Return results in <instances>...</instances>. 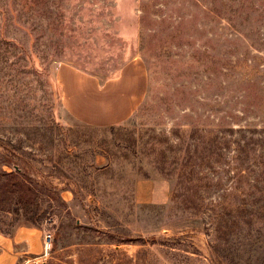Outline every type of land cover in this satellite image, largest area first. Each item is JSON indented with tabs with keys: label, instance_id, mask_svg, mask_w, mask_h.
Returning a JSON list of instances; mask_svg holds the SVG:
<instances>
[{
	"label": "rangeland",
	"instance_id": "1",
	"mask_svg": "<svg viewBox=\"0 0 264 264\" xmlns=\"http://www.w3.org/2000/svg\"><path fill=\"white\" fill-rule=\"evenodd\" d=\"M59 65L124 116L71 113ZM261 127L264 0H0V233L45 264H264Z\"/></svg>",
	"mask_w": 264,
	"mask_h": 264
},
{
	"label": "crops",
	"instance_id": "2",
	"mask_svg": "<svg viewBox=\"0 0 264 264\" xmlns=\"http://www.w3.org/2000/svg\"><path fill=\"white\" fill-rule=\"evenodd\" d=\"M57 77L63 86L65 107L79 118L97 123L118 121L124 116L114 106L110 109L102 104L98 80L68 65H59ZM105 87V86H104ZM89 92L93 97L86 96ZM111 98V103H113ZM101 103V104H100ZM44 237L32 228H18L12 236L0 233V264H16L23 255H39L43 252Z\"/></svg>",
	"mask_w": 264,
	"mask_h": 264
},
{
	"label": "trees",
	"instance_id": "3",
	"mask_svg": "<svg viewBox=\"0 0 264 264\" xmlns=\"http://www.w3.org/2000/svg\"><path fill=\"white\" fill-rule=\"evenodd\" d=\"M231 133H232V136L235 137V139H238V131L235 132V130H230ZM222 134V132H220ZM240 136H247L246 133H242L240 134ZM219 139H222V140H225V137L223 135L219 136L218 137ZM216 137V140L217 142L219 143V139ZM248 140H249V143L248 144H259V148L264 145V128L261 127V129L259 130H253L250 132V134L248 135ZM255 151V149H252ZM263 150H264V147H263ZM253 151V152H254ZM264 152V151H263ZM263 155V161L260 163V165H257V167H262L263 170L261 171H264V153H262ZM261 189H264V185L261 186ZM260 201L263 202L264 204V198H262Z\"/></svg>",
	"mask_w": 264,
	"mask_h": 264
},
{
	"label": "built area",
	"instance_id": "4",
	"mask_svg": "<svg viewBox=\"0 0 264 264\" xmlns=\"http://www.w3.org/2000/svg\"><path fill=\"white\" fill-rule=\"evenodd\" d=\"M52 235L47 232L44 234V250L45 252L39 256H37L34 259H31L30 264H45V256L47 251L51 248V243H52ZM24 264H27V261L24 262Z\"/></svg>",
	"mask_w": 264,
	"mask_h": 264
}]
</instances>
